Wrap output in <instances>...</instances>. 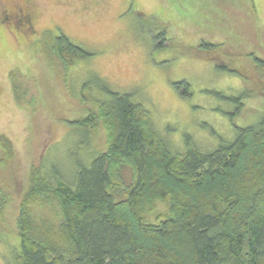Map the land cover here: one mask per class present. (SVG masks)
<instances>
[{"label":"trees","instance_id":"1","mask_svg":"<svg viewBox=\"0 0 264 264\" xmlns=\"http://www.w3.org/2000/svg\"><path fill=\"white\" fill-rule=\"evenodd\" d=\"M155 38V45L167 41L160 33ZM43 39L40 51L64 72L92 57L61 33ZM231 43L226 50L225 43L200 40L195 56L218 72L252 79L243 60L231 63L238 55L232 48H240ZM246 58L264 70L262 58ZM10 77L18 108H33L34 99L23 103L17 72ZM174 88L189 95L186 81ZM100 91L97 98L89 84L82 87V103L93 109L70 125L72 136L83 137L85 160L73 155L67 176L57 165L45 166V158L30 165L24 188L11 193L5 183L6 176L9 184L19 177L17 150L0 133V220L15 196L18 202L14 264H264V114L209 152L190 138L172 151L132 94L113 91L104 80ZM244 98L231 100V118ZM99 131L103 150L94 144Z\"/></svg>","mask_w":264,"mask_h":264},{"label":"rangeland","instance_id":"2","mask_svg":"<svg viewBox=\"0 0 264 264\" xmlns=\"http://www.w3.org/2000/svg\"><path fill=\"white\" fill-rule=\"evenodd\" d=\"M18 7L27 8L33 27L20 32L0 27V133L17 150L19 177L9 184L6 176L5 183L13 194L24 188L31 164L46 158L45 166L57 165L67 176L73 155L85 160L83 137L72 136L70 125L93 109L82 103L84 84L97 98L102 80L113 91L132 94L172 151L185 148L190 138L209 152L221 138L232 140L235 127L256 124L264 114V70L246 58L253 53L264 60V0H0V13ZM47 32L52 40L65 35L92 57L64 72L57 60L40 51ZM159 33L167 41L155 45ZM230 38L240 47L232 48L238 55L231 63L243 60L252 79L218 72L213 63L195 56L200 40L225 43L230 50ZM12 71L17 72L23 103L34 99L28 111L15 102ZM181 81L189 84L188 96L174 88ZM240 95L245 96L243 108L231 118V100ZM94 144L104 149L102 131ZM17 205L15 196L0 220V264H14L18 253Z\"/></svg>","mask_w":264,"mask_h":264},{"label":"flooded vegetation","instance_id":"3","mask_svg":"<svg viewBox=\"0 0 264 264\" xmlns=\"http://www.w3.org/2000/svg\"><path fill=\"white\" fill-rule=\"evenodd\" d=\"M2 12L0 13V27L3 25H8L11 31H27L31 29L32 23V15L25 12L27 8L18 7L17 9L10 10L7 8H2ZM24 19L25 22L20 23V21ZM28 26H30L28 28Z\"/></svg>","mask_w":264,"mask_h":264}]
</instances>
